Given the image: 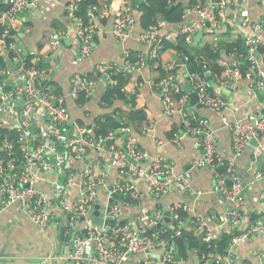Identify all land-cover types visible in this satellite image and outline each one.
Segmentation results:
<instances>
[{"label": "built area", "instance_id": "obj_1", "mask_svg": "<svg viewBox=\"0 0 264 264\" xmlns=\"http://www.w3.org/2000/svg\"><path fill=\"white\" fill-rule=\"evenodd\" d=\"M57 0H53L55 2ZM111 0H102L100 5H89L86 11V22L76 13V2L69 3L65 8V19L61 29L53 28L48 34V52L43 56L34 53L30 60L31 65L23 61V48L15 40L16 31L21 28L17 23L20 15L29 8H36L39 0H6L5 9L1 11L0 23L5 25L2 37L12 40L8 45L0 43V55L3 57L11 52V63L0 69V128L15 129L19 137L15 142L6 138L0 143V211L5 210L12 203H17L19 208L31 220L39 230H44L55 216V202L61 210L70 213L67 220L70 224H76L81 218L88 220L86 233L79 237H72V249L66 255V259L79 264H124L129 255L145 256L146 264H179L172 260L174 243L166 242L158 238L157 233L149 235L148 229H155L157 225L165 222L162 210H156L151 214L141 211L135 221L125 222L121 220V209L118 199L115 204L110 203L112 192L119 195L133 190V179H141L146 182L147 192L158 199L172 189L183 193L191 190L193 170L210 166L214 170L217 192L227 203L226 216L231 225V230L236 232L228 241L227 252H233L234 246L246 239L252 232L264 233V215L255 224H250L247 230L241 227L244 205V184L242 178L235 169V161L226 159L218 152V136L216 128L206 117H200L197 123L190 126V116L185 110L188 103L187 94L181 93L180 83L176 79L177 69L188 60L187 55L177 61H170L166 65L167 74L161 80H150V85L158 89L163 101L165 115L178 114L179 123L184 124L180 131L183 135H189L195 139L199 155L192 161L191 169L180 175H172L171 167L165 162L164 157L157 153L150 155L140 147L136 138L128 133L124 145L116 147L115 132H109L108 139L112 142L111 163L117 167L118 177L113 185V190L108 191V203L111 205L109 213L101 208L103 220L114 219L109 230L104 224H90L94 205L99 189L103 184L104 171L100 161L87 162L81 171L80 191L72 202H65V191L73 184L72 164L86 154L88 146H102V140L94 141L91 128L84 131L79 137L70 136L67 130L71 115L62 104L61 97L55 94L52 81L53 68L38 66L47 55L55 53L61 41L72 31L78 40L77 59L87 57L91 51L93 37L102 29L101 19L111 15L112 24L110 33L118 41H125L131 35L133 24V5L123 0L117 12L110 10ZM171 1L169 0L168 3ZM256 4L264 7V0H255ZM196 12L198 20L187 22L186 15ZM159 26H149L142 30L136 37L137 41L149 46L147 55H133L129 51L124 53L123 64L116 62H103L95 64L88 71L77 72L73 75L71 84V96L77 98L80 91H84L86 97H91L94 91V81L102 77L105 86H113L116 80L115 74H132L140 72L145 67L155 68L158 65L162 38L157 31ZM239 33L242 42V51L225 52L226 56L218 58V63L223 66L222 74L215 77L210 71L209 65L204 59H199L201 67L207 68L211 80H208L204 71L188 73V81L192 91L197 95V103L202 107L211 109L219 115L222 125L229 131L230 147L235 155L241 154L246 149H252L254 160H258L260 167L256 170L254 178L264 181V100L258 110L246 113L244 117L233 118L227 113L232 109L237 112L239 108L225 101L221 95L209 87L230 88L236 87L237 80L245 79V95L256 101L259 93L264 97V17L251 15L245 0H203L201 4L191 5L184 9L181 24L178 29L165 34L185 35L186 42H192V38L198 32H204L209 36L214 49L220 44L224 29ZM9 31L11 34H9ZM25 32L30 27H24ZM227 32V31H226ZM225 32V33H226ZM164 36V37H165ZM235 39V37H233ZM227 58L231 59L228 61ZM152 60V63L150 61ZM246 60L247 68L242 71L240 64ZM202 69V68H201ZM100 73V77L99 74ZM213 81V83H212ZM195 118L196 116H192ZM151 124L146 128V134H151ZM178 136L175 135L174 141ZM255 141V144L252 141ZM18 151H14L15 145ZM58 144V145H57ZM60 144L72 147L69 153L60 149ZM65 149V148H64ZM3 151L5 154H3ZM56 171L52 174L51 171ZM50 174L52 177V191L37 189L35 184L39 180V173ZM62 173H66L63 181ZM259 198L264 200V186ZM183 210L190 209L184 203H178ZM107 208V207H106ZM169 209V221L177 218ZM199 225L194 229L195 233L205 232V240L212 237L207 220L199 217ZM179 235V231L176 232ZM70 241V240H69ZM156 248H160L158 259L150 254ZM215 264H227L230 258L216 253ZM253 255L257 258L256 264H264V248L256 249Z\"/></svg>", "mask_w": 264, "mask_h": 264}, {"label": "crops", "instance_id": "obj_2", "mask_svg": "<svg viewBox=\"0 0 264 264\" xmlns=\"http://www.w3.org/2000/svg\"><path fill=\"white\" fill-rule=\"evenodd\" d=\"M75 0H39L36 8L25 10L19 17L21 28L16 31L15 40L17 44L23 48V53L34 54L39 53L40 49L43 54L48 52L47 37L53 27V21L61 22L63 25L64 13L66 6ZM123 0H111L110 10L113 12L117 3ZM250 9L251 15L255 17H264V7L256 4L255 0H245ZM133 2V0H132ZM186 9L192 4L191 0H180ZM141 12L136 13V22L131 29L130 37L125 41H118L110 33L112 18L109 15L102 22V29L97 32L92 41V47L89 55L83 59H77L78 40L76 35L70 33L61 41L55 53H50L44 59L45 63H49V67L53 68L52 81L55 83V94L61 97L62 104L68 109L71 115V121L67 128L69 135L79 137L84 131L89 130L94 120L104 115H117L119 118L127 119L131 103L126 99H114L112 104H106L102 101V95L105 91V84L102 77L94 81V91L88 100L79 104L76 98L71 96L72 84L71 80L75 73L88 71L95 64L103 62H116L123 64L124 53L129 51L131 54H144L149 52V46L139 43L136 39L137 35L144 30L140 25ZM187 22H196L198 15L191 12L186 15ZM59 22V23H60ZM60 23V24H61ZM59 24V25H60ZM181 22L163 23L158 28V35L163 38L166 33L178 29ZM29 26L30 31L25 32L24 27ZM61 26V25H60ZM63 27V26H62ZM228 34H225V32ZM231 30L224 29L221 44L230 43ZM226 32V33H227ZM46 40V41H45ZM192 52H195L194 59H204L212 68V63L207 59L200 50L208 45L214 49L209 36L202 32V35L196 39V35L192 38V42L186 44ZM40 47V48H39ZM182 53L174 47L167 50L159 56L163 59L181 58ZM221 56H226L223 50L220 51ZM12 58L11 52L5 54V59ZM7 60V59H6ZM228 61L231 59L227 58ZM9 64L14 65L9 60ZM215 64L220 69L212 68L211 73L215 77L222 74L223 66ZM195 71V70H194ZM189 68L182 64L176 69V79L180 83L184 94L188 96L189 112L196 113L201 117L209 119L216 128L218 136V152L226 159L235 161V169L242 178L244 184V213L241 220V227L246 228L250 224H255L264 215V200L259 198L260 192L264 186V181L256 180L254 174L259 169L258 160H254L252 149H246L241 154L235 155L230 147L229 131L222 125L219 115L211 109L190 104V96L184 87L188 81ZM159 71H154L151 66L145 67L140 72H134L129 76V82L125 86L126 93L137 91L136 108L142 109L146 115V120L140 122H132L127 129L132 134L140 147L144 148L151 156L160 153L165 162L171 167L172 175H180L186 170L191 169L192 161L199 155V149L196 147L195 139L189 135H183L180 131L174 133L178 136V140L174 141L175 135H169L172 128L179 126V115L174 113L165 115L163 112V101L159 95V91L150 85L152 78L160 77ZM213 83V81H212ZM248 82L243 80L236 81V87L230 88H214L221 97L234 106L241 107L237 112L232 109L227 113L230 117L241 118L246 113L258 110L264 97L259 93L256 101L249 99L245 95V86ZM151 124V134H146V128ZM89 127V128H88ZM118 131V130H117ZM119 131H125V128ZM174 136V137H173ZM116 147L123 146L122 138H116L114 141ZM111 149L100 145L88 146L86 154L80 159H76L72 164L73 184L66 189L65 202H72L80 191L81 171L87 162L100 161L101 168L104 171L103 184L99 189L96 203L104 210L109 205L108 191L111 185L115 183L118 177V170L111 163ZM39 180L35 184L37 189L45 191H53L52 177L50 174L40 171ZM133 191L137 197L134 203L119 201L118 205L121 209V220L135 221V219L144 211L151 214L156 210L169 211L171 205L175 203H184L190 209L191 216H197L207 220L211 229L213 238H218L224 233L232 234L231 225L226 216L227 203L217 192L214 170L210 166H206L197 170H193V179L191 181V190L183 193L177 189H172L167 194L156 199L147 192V185L144 180L133 179ZM1 207V205H0ZM259 216L252 222L253 216ZM55 219H60L55 221ZM65 217L63 210L55 202V216L51 220L49 226L45 230L37 229L25 213L19 208L17 203H12L5 210L0 211V264H77L74 261L66 259V255L72 249V240H64L61 243L60 235L64 228ZM91 220V219H90ZM88 220H79L76 223V230L71 237H75L77 232L85 229ZM64 233L68 229H64ZM76 232V233H75ZM264 248V233L252 232L246 239L234 246L233 252H225V256L230 258L227 264H256L257 258L253 255L256 249ZM159 249H155L150 254L153 258H157L160 254ZM216 255H214L215 257ZM214 259V258H213ZM145 256L129 255L128 260L124 264H146ZM200 254L193 249L187 259L180 260L179 264H200ZM81 264V263H79ZM205 264H212L210 260H206Z\"/></svg>", "mask_w": 264, "mask_h": 264}, {"label": "trees", "instance_id": "obj_3", "mask_svg": "<svg viewBox=\"0 0 264 264\" xmlns=\"http://www.w3.org/2000/svg\"><path fill=\"white\" fill-rule=\"evenodd\" d=\"M102 0H75L77 10L76 13L80 15L84 22H86V11L89 5L97 4L100 5ZM169 0H139L137 4H133L132 0H127L128 3L133 5V11L135 15V22H136V13L137 11L141 12L140 16V25L142 28L147 29L149 26H159L161 23H175V22H181L182 16L184 13V7L183 4L180 2V0H170L171 2L168 3ZM203 0H191L190 4L197 5L201 4ZM6 5L3 4L0 6V11H3L5 9ZM65 15L67 13H64V19ZM104 19H101V22H103ZM60 22V21H59ZM57 21H53V27L57 29L62 28V23L60 24ZM17 23H20V20H18ZM61 26H60V25ZM135 24V23H134ZM134 26V25H133ZM5 29V25L0 23V43H5L6 45L9 44V42L12 40L9 35L6 37H2L3 31ZM202 33V32H201ZM231 37H235L234 40H232L230 43L225 42L224 44H221L222 41H220V44L215 48L212 49L210 46L206 45L203 50H200V52L211 61L212 68L220 69L215 64V61L220 57V51L223 50V52H231L233 49H236L237 52H241L242 49V42L239 38V33H234L233 31H230ZM9 34L11 32L9 31ZM225 34H228L225 33ZM46 41V40H45ZM48 42V40H47ZM42 44H48L44 43L42 41ZM188 44L186 42L185 35H177V34H171L168 36H165L162 38V48L160 49V54L167 50L174 49L176 47L183 55L188 56V60L185 62V65L189 68L190 71H201L202 67L201 63L196 61L194 59L195 52H192L191 49L188 48L186 45ZM40 48V47H39ZM233 48V49H232ZM40 54H43L40 49ZM46 54V53H45ZM136 55V54H133ZM33 54H26L23 56L24 63L28 66L31 65L30 60L32 59ZM182 57V55H181ZM7 59V60H6ZM3 57L0 55V69L4 68L9 64V60H11V57L8 58ZM177 61V58H171V59H163L159 56V59H157L158 65L153 68L154 71H159L161 73L160 77H154L152 80L155 82L161 80L164 78L167 74L166 65L170 61ZM14 63V62H13ZM152 63V60L150 61ZM38 66H47L49 67V63H45V61H42L41 63L37 64ZM247 61L242 60L240 64V68L242 71H244L247 68ZM210 69H212L210 66H208ZM177 67L173 69L174 72H176ZM100 76V73H98ZM129 76L130 74L122 75V74H115L113 75V78L116 80V84L113 86H106L105 91L102 95V101L106 104H112L114 99H121V100H128L132 107L129 109V114L127 119L119 118L117 115H104L101 117H98L94 120V124L91 127V132L93 133V140L98 142L100 139L102 140V145L105 147H108L109 144L112 142L111 139L107 138V135L109 132H115V139L122 138L123 145L126 141L125 137L123 139L124 135H128L126 131H119L122 128H127L132 124V122H140L146 120V115L140 108H136L134 104L136 101L137 91L128 92L125 91V86L129 82ZM53 87L55 88V83L51 82ZM155 90H158L154 88ZM211 91L214 90L213 87H209ZM181 93H183L181 89ZM184 94V93H183ZM90 97H86V94L84 91H80L77 95V102L79 104L84 103L86 100H88ZM188 105V104H187ZM186 105L185 110L188 112L190 116V126L194 123H197L198 118L201 116L197 115L196 113L189 112L188 106ZM201 107V106H200ZM192 116H196L193 118ZM184 124L179 123L178 127H174L170 130L169 135L172 136V134L176 133L177 131H181L184 129ZM118 130V131H117ZM175 135V134H174ZM174 137V136H173ZM6 138L9 141H13L16 143L18 140V136L15 133V129H5L0 128V143L2 140ZM58 145V144H57ZM60 149L65 150L66 152L72 153L73 148L72 147H66L63 144H60ZM65 148V149H64ZM14 151L19 153L18 151V145L16 144L14 147ZM3 154L5 152L3 151ZM200 169V168H199ZM122 202H128V203H134L137 201V197L134 194V191L131 190L128 193H124L123 197L121 198ZM99 205V204H98ZM178 203H175L171 205V213L172 215H177V218L171 221L164 222L161 224L160 227H157L155 229H148L147 233L151 235L152 233H157L158 238L160 240H164L166 242H172L174 243V252H173V258L172 260L180 261L185 260L189 256V253L196 249L200 254V264H205L206 260H210L212 264H215L214 255L216 253H220L221 255H225V252L227 251L228 247V241L231 238L232 235L236 234V232L232 234L224 233L218 238H211L210 240H205V232L195 233L194 229L199 225V217L197 216H191L187 210H183L182 206H177ZM101 208V206H100ZM260 216V215H259ZM253 216L252 222L255 221L259 217ZM248 227L243 228V230H247ZM179 231V235L176 234V232ZM162 251L160 248H156Z\"/></svg>", "mask_w": 264, "mask_h": 264}, {"label": "water", "instance_id": "obj_4", "mask_svg": "<svg viewBox=\"0 0 264 264\" xmlns=\"http://www.w3.org/2000/svg\"><path fill=\"white\" fill-rule=\"evenodd\" d=\"M6 0H0V6L3 5L5 3ZM118 1V0H116ZM120 1V0H119ZM139 2V0H133V4H137ZM120 7V2L117 3V5L114 7L113 9V12H117L118 9ZM0 15H1V11H0ZM202 35L201 32H198L196 34V39L199 38L200 36ZM23 55H25V53H23ZM178 63L179 64H182L183 61L181 59L178 60ZM202 70L204 71L205 73V76L207 77L208 80H211V77H210V73L209 71L207 70V68L205 67H202ZM185 91L189 94L190 96V104H193V105H196V106H201L197 103V95L195 92L192 91V86L190 83H187L184 87ZM89 128V127H88ZM126 137V135L123 136V139ZM253 144H255V141L253 140L252 141ZM52 174H55L56 171L55 169L51 171ZM66 173H62V178L60 179V182L63 181V178L65 177ZM110 190H113V187H110ZM122 198V195H119L116 191L115 192H112V197L110 198L109 202L110 203H113L115 204L117 202L118 199H121ZM110 209H111V205H108L107 208H106V213H109L110 212ZM101 208H100V205H98L97 203H95L94 205V209H93V213H92V219L89 221L90 224H96V225H102L104 224L106 230H109L110 227L112 226L113 223H115L116 221L114 219H106V220H103V218L101 217ZM63 215L65 217V223H64V228L62 229V233L60 235V240H61V243L64 241V240H71V236L73 234V232L76 230L77 226L76 224H70L69 221L67 220V218L69 217L70 213L67 212V211H64L63 212ZM164 215H165V222L169 221V215H170V212L169 211H164ZM60 219H55V221H59ZM80 220L84 221L83 218H81ZM161 224L159 223L157 225V227H160ZM64 229H68V232L67 233H64ZM76 233V232H75ZM86 233V228L85 229H82L80 231V233H78V236L79 237H82L84 234ZM77 235V234H76Z\"/></svg>", "mask_w": 264, "mask_h": 264}, {"label": "bare ground", "instance_id": "obj_5", "mask_svg": "<svg viewBox=\"0 0 264 264\" xmlns=\"http://www.w3.org/2000/svg\"><path fill=\"white\" fill-rule=\"evenodd\" d=\"M132 14H133V19H134V21H133V24H132L131 27H133V25H134V23H135V15H134V11H133V10H132ZM175 34H177V35H181V34H178V33H175ZM83 219H84V218H83ZM50 222H51V221H50ZM50 222L48 223L47 227L49 226ZM47 227H46V228H47ZM46 228H45V229H46ZM45 229H44V230H45Z\"/></svg>", "mask_w": 264, "mask_h": 264}]
</instances>
